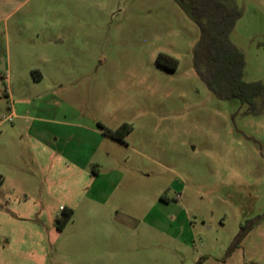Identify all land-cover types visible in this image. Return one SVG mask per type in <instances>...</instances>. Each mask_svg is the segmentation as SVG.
<instances>
[{
    "label": "rangeland",
    "instance_id": "obj_1",
    "mask_svg": "<svg viewBox=\"0 0 264 264\" xmlns=\"http://www.w3.org/2000/svg\"><path fill=\"white\" fill-rule=\"evenodd\" d=\"M228 1L253 106L199 77L187 1L0 0V264H264V0Z\"/></svg>",
    "mask_w": 264,
    "mask_h": 264
},
{
    "label": "trees",
    "instance_id": "obj_2",
    "mask_svg": "<svg viewBox=\"0 0 264 264\" xmlns=\"http://www.w3.org/2000/svg\"><path fill=\"white\" fill-rule=\"evenodd\" d=\"M188 2L191 19L198 26L200 38L194 52L195 69L209 90L221 99L236 98L243 104L254 105L263 88L260 83L243 81L244 58L229 41L240 12L228 0H181ZM157 63L174 71L177 62L158 55ZM103 135L123 141L130 127L123 124L115 130L101 128ZM56 227L62 230L72 218V210L63 209ZM238 241V240H237Z\"/></svg>",
    "mask_w": 264,
    "mask_h": 264
},
{
    "label": "crops",
    "instance_id": "obj_3",
    "mask_svg": "<svg viewBox=\"0 0 264 264\" xmlns=\"http://www.w3.org/2000/svg\"><path fill=\"white\" fill-rule=\"evenodd\" d=\"M103 137H107V136L103 135ZM107 138H109V137H107ZM45 142H46V140H42V143H43L42 145L46 148V151H53L52 150V146H51L52 144H49V143L46 144ZM92 175L94 176V180L92 182V186L94 184L96 185L95 188L92 189L93 190V194H92L93 196L95 194H97V193L98 194L103 193V191H105V190H103V188H106V185H108V186H112L113 185L114 186V183H111V182L107 181L108 179H106V181L104 183H102V179L103 178L99 176V172H97L96 170L93 171Z\"/></svg>",
    "mask_w": 264,
    "mask_h": 264
},
{
    "label": "water",
    "instance_id": "obj_4",
    "mask_svg": "<svg viewBox=\"0 0 264 264\" xmlns=\"http://www.w3.org/2000/svg\"><path fill=\"white\" fill-rule=\"evenodd\" d=\"M239 241H240V240H238V241L236 242V244H238V243H239Z\"/></svg>",
    "mask_w": 264,
    "mask_h": 264
},
{
    "label": "built area",
    "instance_id": "obj_5",
    "mask_svg": "<svg viewBox=\"0 0 264 264\" xmlns=\"http://www.w3.org/2000/svg\"><path fill=\"white\" fill-rule=\"evenodd\" d=\"M9 119H10V117H9Z\"/></svg>",
    "mask_w": 264,
    "mask_h": 264
}]
</instances>
